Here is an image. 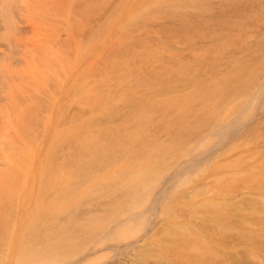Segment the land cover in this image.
<instances>
[{
  "label": "rangeland",
  "instance_id": "1",
  "mask_svg": "<svg viewBox=\"0 0 264 264\" xmlns=\"http://www.w3.org/2000/svg\"><path fill=\"white\" fill-rule=\"evenodd\" d=\"M11 10L0 264H264V0Z\"/></svg>",
  "mask_w": 264,
  "mask_h": 264
},
{
  "label": "bare ground",
  "instance_id": "2",
  "mask_svg": "<svg viewBox=\"0 0 264 264\" xmlns=\"http://www.w3.org/2000/svg\"><path fill=\"white\" fill-rule=\"evenodd\" d=\"M0 2L3 5V8L6 10V15H12V6L16 4V0H0ZM213 125V123H212ZM218 127V122L216 121L213 125V127ZM232 126V125H231ZM253 127V126H252ZM193 166V165H191ZM147 173V172H146ZM150 173L148 172L146 176H144V180L141 179L143 182L148 181L150 179ZM143 178V177H142ZM143 185V183H141ZM93 218L89 217L86 222H82L81 225L87 229H90V225L92 222Z\"/></svg>",
  "mask_w": 264,
  "mask_h": 264
}]
</instances>
